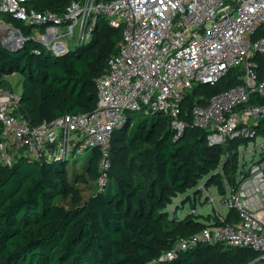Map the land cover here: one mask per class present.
I'll list each match as a JSON object with an SVG mask.
<instances>
[{"label":"trees","instance_id":"obj_1","mask_svg":"<svg viewBox=\"0 0 264 264\" xmlns=\"http://www.w3.org/2000/svg\"><path fill=\"white\" fill-rule=\"evenodd\" d=\"M72 1L27 4L63 13ZM0 19L17 28H33L1 9ZM262 37L264 23L253 36ZM122 38L123 29L100 16L92 38L75 44L73 51L56 53L31 37L13 50L0 42V88L15 92L9 75L20 74L17 111L33 125L66 113L92 111L98 103L97 78L118 52ZM259 62L262 74L261 58ZM242 73L240 67L231 69L215 84L194 86L183 100V117L191 119L196 103L205 104L212 95L243 82ZM252 102L264 103V97L254 95ZM135 112L127 113L126 121L114 130L112 167L104 189L97 186L98 147L90 149L82 170L76 165L68 168L70 159L51 162L26 156L0 166V264H245L257 256L247 247L203 244L172 260H159L178 238L210 222L192 214L178 217L180 207L173 212L168 208L173 197L198 188L204 179L221 185L223 156L235 149L223 168L231 177L241 141L209 145L207 131L196 127L174 138L167 114L157 111L135 118ZM259 133L264 134V119ZM188 202L194 204L187 196L181 208ZM230 248L234 256H211Z\"/></svg>","mask_w":264,"mask_h":264},{"label":"built area","instance_id":"obj_2","mask_svg":"<svg viewBox=\"0 0 264 264\" xmlns=\"http://www.w3.org/2000/svg\"><path fill=\"white\" fill-rule=\"evenodd\" d=\"M27 2L0 0L1 10L39 33L25 35L0 19L8 28L3 36L14 47L32 37L63 53L71 42L91 39L100 16L121 27L123 38L97 78L98 103L92 111L66 113L33 125L17 111L20 95L0 88V166L21 156L69 160L98 147L97 186L104 189L112 166L114 130L131 111H161L171 119L174 138L196 127L207 131L209 145L241 142L231 177L223 168L235 149L223 156L221 185L207 186L206 179L184 197L192 195V212L202 207L200 200L212 206L211 221L178 238L159 260H172L199 245L222 244L250 248L257 256L245 264H264V141L257 144L264 137L259 133L264 103L252 102L254 95L264 97V37L253 38L264 23V0H73L63 13L41 11ZM239 67L243 82L212 95L205 104L196 103L191 119L183 117L182 103L190 89L215 84Z\"/></svg>","mask_w":264,"mask_h":264},{"label":"rangeland","instance_id":"obj_3","mask_svg":"<svg viewBox=\"0 0 264 264\" xmlns=\"http://www.w3.org/2000/svg\"><path fill=\"white\" fill-rule=\"evenodd\" d=\"M31 1V0H30ZM30 28V27H29ZM29 28H23L22 31L23 33H25L28 36H34L35 34L38 35L39 33H37L36 29H29ZM29 32V34H27ZM37 37V36H35ZM70 48L73 51L75 49V43L71 42L70 43ZM9 78L11 79L15 92H17L18 94L21 92V85L19 84V80L21 79V76L19 73H13L12 75H9ZM143 113V111H136L135 113H133L135 115V118L138 117V114ZM262 141H264V137H259L257 139V144H260ZM253 144V143H252ZM253 146V145H252ZM90 149L86 150L84 153H82L81 155H76L74 157H72L68 163V168H72L74 165H76L79 170H82L84 167V164L86 163L87 157L90 153ZM120 157L124 158V150H122V153L120 155ZM112 167V166H111ZM116 169V167H115ZM206 179L201 180L200 183L198 184V187L203 186V182H205ZM207 186L211 185V182L208 184H205ZM213 186H211L212 188ZM210 188V189H211ZM192 192V190L188 191V192H184V193H179L178 195L173 197L172 202L169 204L168 208L171 212L175 211L177 208H179L178 212H177V216L180 218H185L186 216H189V214L192 215H196V218H201L202 220H207L208 222L211 221V219L213 218L214 214H215V210L212 206L206 204L205 202H202L200 200V205L202 207H200L199 209H196L195 212H192V210L195 208V205L192 202H188L187 204H185V206H180V204L182 203V198H184L188 193ZM190 197L192 198V195H190ZM231 251H228V253H224V254H211V256H213L214 258H218V257H224L225 255L227 256H234L235 252L234 249H231Z\"/></svg>","mask_w":264,"mask_h":264},{"label":"water","instance_id":"obj_4","mask_svg":"<svg viewBox=\"0 0 264 264\" xmlns=\"http://www.w3.org/2000/svg\"><path fill=\"white\" fill-rule=\"evenodd\" d=\"M5 33H6V31H4V34H5ZM4 34H3V35H4ZM3 35L0 34V42H2V44H3L6 48L13 50L14 45H12V44L10 43V41H7ZM29 38H30V37H29ZM29 38H28V39H29ZM31 38H32V37H31ZM21 47H23V46H21ZM21 47H19V48H21ZM180 137H181V136H180ZM4 166L6 167V166H9V165H4ZM208 183H209V182H208V180H207V181H206V184H208ZM197 191H198V190H196L195 192H197ZM186 199H187V198H183V199H182V202H185Z\"/></svg>","mask_w":264,"mask_h":264},{"label":"bare ground","instance_id":"obj_5","mask_svg":"<svg viewBox=\"0 0 264 264\" xmlns=\"http://www.w3.org/2000/svg\"><path fill=\"white\" fill-rule=\"evenodd\" d=\"M8 30L7 26L0 22V34L3 35L5 30Z\"/></svg>","mask_w":264,"mask_h":264}]
</instances>
